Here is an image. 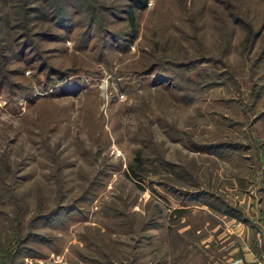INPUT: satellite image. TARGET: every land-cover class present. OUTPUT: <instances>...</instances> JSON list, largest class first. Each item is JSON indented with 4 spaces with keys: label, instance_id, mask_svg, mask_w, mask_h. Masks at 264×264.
I'll return each mask as SVG.
<instances>
[{
    "label": "rangeland",
    "instance_id": "rangeland-1",
    "mask_svg": "<svg viewBox=\"0 0 264 264\" xmlns=\"http://www.w3.org/2000/svg\"><path fill=\"white\" fill-rule=\"evenodd\" d=\"M89 1L0 0V264H215L262 178L264 0Z\"/></svg>",
    "mask_w": 264,
    "mask_h": 264
},
{
    "label": "crops",
    "instance_id": "crops-1",
    "mask_svg": "<svg viewBox=\"0 0 264 264\" xmlns=\"http://www.w3.org/2000/svg\"><path fill=\"white\" fill-rule=\"evenodd\" d=\"M252 137H257L251 130ZM258 138V137H257ZM264 141V132L262 134ZM264 145V144H263ZM264 164L260 180L255 179L250 186L251 208L239 210V215L227 216V226L223 233L229 234L216 243L221 251L215 264H264ZM235 199V198H233Z\"/></svg>",
    "mask_w": 264,
    "mask_h": 264
},
{
    "label": "trees",
    "instance_id": "trees-1",
    "mask_svg": "<svg viewBox=\"0 0 264 264\" xmlns=\"http://www.w3.org/2000/svg\"><path fill=\"white\" fill-rule=\"evenodd\" d=\"M36 1H38V4H36ZM144 1L145 0H141V5L140 6L137 5V6L142 7L144 5ZM133 6H135V4H133L131 8L127 10L128 17L131 21L133 19V12L131 10L133 9ZM69 7H71L74 10L77 9L76 10L77 12H90L93 16H95L93 13L94 10L92 11V6L89 0H20V3L18 4V6H16L13 12L11 13L5 12L2 14V17L4 18L3 23L7 25L11 21H15L18 23L16 27L25 28V25H23V23H25L24 21L26 19V16H28L31 13L33 17H36L37 19L39 18V20L41 21L54 20L53 22H56V23L60 22L59 23L60 25L62 21L65 19L64 17L67 16L68 14L67 8ZM26 35L27 33L24 32L22 34V38L25 39ZM0 41H1L0 43L1 45L2 43H4L5 40L2 39ZM25 43H26L25 41L22 42L20 47L22 45H25L23 46V48L30 47V44H25ZM3 47L4 46H0V49ZM20 47H19V50H20ZM255 125H256V120L254 119L251 121L250 126L254 127ZM192 145L194 147L197 146L194 143H192ZM229 146H233V144L227 142L222 145V147L224 148L229 147ZM207 148L209 149L210 147L207 146ZM129 169L133 171V173H135L134 169H132V166H129ZM225 206H224L223 211H225L227 214L237 215V216L239 215V210L238 211L235 209L229 210V208H226Z\"/></svg>",
    "mask_w": 264,
    "mask_h": 264
},
{
    "label": "bare ground",
    "instance_id": "bare-ground-1",
    "mask_svg": "<svg viewBox=\"0 0 264 264\" xmlns=\"http://www.w3.org/2000/svg\"><path fill=\"white\" fill-rule=\"evenodd\" d=\"M105 85L102 86V90L104 89Z\"/></svg>",
    "mask_w": 264,
    "mask_h": 264
},
{
    "label": "built area",
    "instance_id": "built-area-1",
    "mask_svg": "<svg viewBox=\"0 0 264 264\" xmlns=\"http://www.w3.org/2000/svg\"><path fill=\"white\" fill-rule=\"evenodd\" d=\"M263 159H264V150H263Z\"/></svg>",
    "mask_w": 264,
    "mask_h": 264
}]
</instances>
